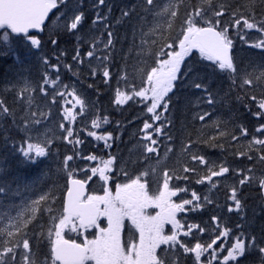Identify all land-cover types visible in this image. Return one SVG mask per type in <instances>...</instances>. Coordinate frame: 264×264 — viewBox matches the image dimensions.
I'll return each instance as SVG.
<instances>
[{
	"label": "trees",
	"instance_id": "trees-1",
	"mask_svg": "<svg viewBox=\"0 0 264 264\" xmlns=\"http://www.w3.org/2000/svg\"><path fill=\"white\" fill-rule=\"evenodd\" d=\"M155 3L157 4L155 10L145 14L142 0H105L102 6L98 5L97 0H77L74 6L69 7L68 16L60 13L58 19L61 24L40 37L41 45L38 49L23 38L16 39L18 50L25 53L20 56L21 64H14L13 61L0 58V100H3L5 106L13 109L18 116L30 111L29 96L26 101L18 93L23 79L27 84V90L33 93L32 104L36 103V105L32 108H37V104L42 103L48 110L47 130L53 147V152L49 154L53 160L55 155L58 156L54 163L41 160L34 164L23 162L13 147L14 144L20 143V138L25 134L23 127L18 122L14 124L10 120L0 118V186L4 187V193L0 195V234L8 231L4 225L8 219L15 217V225L20 224L22 227L24 222L28 221L24 230L35 234L34 240L30 239L33 251L30 257L32 264H45L50 253V242L47 238V230L52 227L50 217L59 216L63 212L68 178V173L59 171L58 167H63L64 153L69 154L67 150L72 149L74 152L73 144L63 139L61 130L59 131L61 137L54 136L59 128L61 96L57 95L56 102L52 103L51 96L54 92L50 85H44L49 98L45 100L41 97L42 81L46 76L55 80L57 75L44 63L45 58L48 64L60 66L58 85L61 89L68 90L72 84L71 92L77 88L79 92L82 91L87 95L93 114L92 121L100 122L101 126L95 128L101 135L106 136L107 133H112L113 139L109 141L111 148L104 149L103 142H90L85 145V151L89 155L116 157L115 169L123 170V166L127 164L131 177L141 176L147 171L148 176L145 179L150 189L162 185L165 171L174 178L175 186L203 189V185L195 181L207 174L209 166L192 161V155H204L214 167L229 166L230 173L219 179L218 183L220 184V181L222 183L218 188L234 182L238 189H244L250 199L243 204V212L228 216L226 207L219 213L208 205L206 210L202 211V213L206 212L204 214L205 218L207 217L206 220L201 213L194 215L191 223L213 229L216 224L212 217L215 216L218 219L221 217L225 226L232 230L229 235L231 242L241 230L246 236H256L258 242L260 237L264 236V208L253 205L256 203L254 189H259L258 184L240 188L238 180L244 173L231 172L232 168L240 170L249 167L253 168L257 177L263 175L260 172L261 169L264 172V165L256 164L255 160L248 161L244 156L238 155L241 152L254 157L264 155L257 152L256 149L259 146L250 147L253 136L260 138V134L256 133L255 129L264 122V118L258 120L248 111L249 108L252 112L257 110L255 103L250 101L249 95L256 94L259 99L261 93H264V87L252 88L250 91L248 87L240 86L241 76H247L264 84V55H262L264 49H255L253 54L250 44H244L232 29L233 17L229 15L231 12H235L237 16L251 14L259 21L264 18V2L262 0H255V3L253 0H211L214 9L223 6L225 15L221 18V22L229 23V35L233 38L239 75L233 81L231 74L218 70L213 62L205 60L197 50H194L185 59L181 78L176 82L174 92L169 94L171 103L168 105V112L163 113L168 123L161 133H153L152 138L157 140V144L150 145L144 139L145 134L142 131L145 121L153 123L150 119L151 114L146 111L148 104L134 97L125 104L117 105L115 103L117 92L124 91L132 95L130 85L139 90L146 79L147 72L155 66L154 60L158 57L160 48L163 46L167 50L166 43L172 42V39L180 33L181 17L185 7L189 11H194L196 7H208L206 0H185L184 4L179 5L177 17L173 19L168 16L167 11L177 5L178 0H155ZM129 8L134 9V13L127 17L122 16V12ZM79 12H83L84 22L77 30L70 32L67 25L71 16ZM97 12L107 17L104 23H93ZM108 31L113 34L114 47L104 48ZM249 34V32L246 34L245 39L251 41ZM52 38L57 39V47L50 44ZM93 45L96 46V57L100 59L86 57V52L92 49ZM77 49L80 51L83 63H77L72 59ZM173 49L178 50V46L174 44ZM106 55L109 56L107 64L111 75L107 84L100 75L101 60ZM255 57L261 64L258 72H254L252 68ZM65 65L71 67L66 68ZM91 68L97 69L95 77L92 75ZM189 68L192 71H188ZM185 72H187L186 76ZM195 83L205 85L215 98L214 104L206 103L207 93L195 88ZM203 113H209V115L201 121L198 117ZM105 119L107 123L104 122ZM80 124L79 121L78 126ZM160 124H165V120L159 121L158 125ZM241 128L248 130V137L241 135ZM82 130L85 132L84 129L79 130V137ZM147 146H152L157 151L147 153ZM69 152L73 154L72 151ZM185 167L190 169L195 167L196 171L185 173L183 171ZM246 174L252 175V173ZM176 176H188L189 179L177 180ZM42 192L50 194L49 202L47 205L41 202L33 212L32 202ZM49 206L51 211H48ZM238 224L242 226L241 229H237ZM12 230L15 231V227ZM184 239L190 245L191 239ZM225 246L226 248L216 256L212 264H224L223 257L231 244L226 242ZM261 246H264V243H261ZM215 250H219L218 247ZM169 259L177 264H207L205 261L196 263L194 253L180 255L178 249H172ZM228 264H264V258L261 257L258 249L253 250L251 247L249 252L247 247L243 257H238L235 261L229 260Z\"/></svg>",
	"mask_w": 264,
	"mask_h": 264
},
{
	"label": "snow or ice",
	"instance_id": "snow-or-ice-1",
	"mask_svg": "<svg viewBox=\"0 0 264 264\" xmlns=\"http://www.w3.org/2000/svg\"><path fill=\"white\" fill-rule=\"evenodd\" d=\"M66 0H59L60 4H64ZM98 5H104L105 0H97ZM185 0H178V4L172 6L167 14L171 18L177 17V9L180 4H184ZM264 2V0H262ZM207 8L196 7L194 11H189L187 7L181 17V31L172 39V42L166 43L165 47H161L158 57L154 60V65L146 74V79L143 81L139 90L135 86H131L132 95L124 91H118L115 99L117 105L127 103L133 100L134 97L140 98L141 102L151 101L150 105L146 106L147 113L152 114L150 119L155 121L165 120V124H160L154 127L153 123L145 121L142 131L144 139L150 145H156L157 140L152 138L153 133L159 134L168 123L163 113L168 112V105L171 103L170 93L174 92L176 82L181 78V67L184 61L189 57L193 50H197L201 57L207 61L213 62L218 70L226 71L231 74V79L235 81L239 75V70L234 64L232 50L234 47L233 38L229 35V23L222 24L221 18L225 15L223 6L218 9L212 7L211 0H206ZM255 3V0H253ZM58 0H0V56H6L10 53L14 58L18 59V54L12 51V45L17 38H23L35 48H39L41 40L31 34L32 30L43 31L45 21L49 17V13L53 9L58 8ZM142 7L145 14H150L155 10L157 4L155 0H142ZM134 9L129 8L122 12V16H129L134 13ZM233 17L231 27L240 37L244 44H249L245 39L249 31L255 30L260 34L257 41L252 42L249 46L254 49H264V18L259 21L254 16H237L235 12L229 13ZM83 12L75 14L67 25L70 32L77 30L84 22ZM107 20L106 16H101L97 12L93 23H104ZM203 25V26H201ZM107 27V24H105ZM171 27V24H169ZM108 39L104 43V48L114 47L112 44V32L108 31ZM50 43L58 46V41L55 38L50 39ZM177 45L179 50H174L173 45ZM7 49V50H3ZM87 58L96 57V46L86 52ZM264 55V53H262ZM100 59L99 57H96ZM73 61L83 63L79 49L72 57ZM109 56L106 55L101 60L100 75L104 83H108L111 79L110 70L108 68ZM44 63L53 71L56 72V79L46 78L42 81L41 97L45 100L49 98V94L44 89V85L55 86L59 81L60 66L48 64L45 58ZM70 68V65H65ZM188 71H192L191 68ZM93 77L97 74L96 68H91ZM187 75V72L184 73ZM240 86L252 88L264 87V84L254 81L247 76H241ZM67 87V85H62ZM194 87L201 89L207 93L206 103L214 104V96L207 90L204 84L195 83ZM63 97V92H54L51 96V102H56V96ZM168 98V99H166ZM17 99L19 97L17 96ZM250 101L256 105V111L249 112L258 120L264 118V93H261L258 99L256 94L249 95ZM78 103L83 104L82 100ZM162 111H157L161 109ZM28 108L24 115L18 114L11 108L5 106V102L0 100V118L10 120L14 124L19 123L24 130V135L20 138L19 144H14L13 147L25 163H37L39 158H45L49 155L52 147V139L42 134V129L48 125V112L32 108V97H28ZM209 113L199 115V120L203 121ZM64 120L71 123L74 119L72 112L67 111ZM107 123V120H104ZM93 126L99 128L100 122L94 121ZM62 130L63 139L69 144L79 145L83 141L79 138L69 140L73 137V130L65 128L64 124H59ZM152 131L149 132L148 130ZM256 133L260 134V138L253 136L251 138V146H259L257 152L264 153V122L255 129ZM241 135L248 137L249 133L246 128L240 129ZM88 136L95 137L98 141H104L106 148H111L109 141L113 139L112 133L107 135H97L95 131L87 133ZM236 139V137H233ZM170 150V149H169ZM157 149L152 146L146 147L147 153H154ZM239 156H244L248 161L257 162L259 165H264V155L252 156L247 153H238ZM86 159L88 161H97L96 155L79 156V150L74 148V154L66 155L62 164L68 170L69 187L66 193V199L63 206V212L59 216H52V227L47 230V238L50 242V253L45 260V264H172L169 259V254L172 249H178L179 253L187 254L194 253L195 260L200 261L202 255L208 250H212L211 259L208 264L216 259V250L213 248L217 241L221 238H227L231 229L225 227L211 242L206 246L200 242H196L194 246H189V243L181 239L192 236L195 238L194 230H198L199 234L205 231L199 224H189L186 231L184 225L177 219V214L181 212L191 211L194 200L199 201L201 197L196 191L191 192L193 199H183L182 202H173L172 197H176L180 192H187L186 187L173 186L170 188V180L173 179L167 171L163 172L162 190L150 195L148 190V182L145 179L148 172L145 171L141 176L132 179L131 182L117 184L116 191L113 193L110 187H105L103 195L89 194L86 191L88 180L92 177H97L107 184L111 180L113 165L116 163V157L112 156L106 160L101 159L99 166H93L89 169H80L86 174L90 171L87 179H77L73 177V172L69 162L74 159ZM192 161L199 165H208L207 174L197 178V184H204L207 180L212 182L213 177H223L230 173L229 166H213L210 161L205 159L204 155H192ZM185 173L189 171L195 172L196 168L191 169L185 167ZM232 173H244L240 175L238 185L240 188L244 186H252L258 184L261 196L264 198V175L257 177L253 172V168H245L237 170L231 169ZM246 173H252L251 176ZM177 180H188V176H176ZM143 181V182H142ZM215 186V185H213ZM4 193V187L0 186V195ZM50 194L42 192L32 204V211H36V207L41 202L47 205ZM228 199L232 202L228 205V212L242 213L243 192L238 191L237 186H233L228 195ZM205 202L211 204L212 201L205 197ZM234 205V206H233ZM189 206V207H186ZM200 208V204L195 205ZM156 208L159 211L155 215L146 213V209ZM48 211H51L50 206ZM101 218L106 219L107 226L102 227L99 221ZM129 221L130 227L138 231V242L129 240L127 247L121 241V234L125 227V221ZM213 221L218 218L213 216ZM28 221L24 222L23 227L20 224L15 225V231L9 229L3 234H0V264H32L30 257L33 254L30 239L35 238L34 233L25 231ZM166 224L172 225L171 234H164ZM219 227V224L216 225ZM241 229V225L236 226ZM96 229L97 234L94 238L89 239L85 233L90 229ZM77 233L83 236V243H77L73 239L65 237V233ZM264 236L260 237V242L254 235H245L241 230L239 235L234 237V243L230 250L223 257L224 264H228L229 260H237L238 257H243L246 252V247L255 246L261 257L264 258ZM166 246L162 248L161 246ZM158 250H160L158 254ZM223 251V245L220 248ZM19 256V259H18Z\"/></svg>",
	"mask_w": 264,
	"mask_h": 264
},
{
	"label": "rangeland",
	"instance_id": "rangeland-1",
	"mask_svg": "<svg viewBox=\"0 0 264 264\" xmlns=\"http://www.w3.org/2000/svg\"><path fill=\"white\" fill-rule=\"evenodd\" d=\"M76 2H77V0H66V2L64 4H60L59 3V0H58V5L59 6H58L57 10L59 9L60 10V13L63 14L64 16H68L67 15V11L69 10V7L74 6ZM58 16H59V13L56 14V16L54 18H52L49 21V23L47 24V26L45 28H47L48 31H49V29H55V28H57V26L59 24H61L60 23V20L58 19ZM72 17H73V15L71 16V18ZM249 33H250L249 34V38H251V41H249V44H251L252 42H255V41L258 40V38L260 36L259 33H257L255 30L249 31ZM14 44H17L18 45V42L15 40L14 41ZM14 44L12 45V51L14 53H16L18 51V49H17V47ZM249 44H247V45H249ZM3 50H7V49H3ZM9 55H11V53ZM11 59L13 61H16V58H14V55L11 56ZM259 61L260 60H258L256 57H255V61L254 60L252 61V68H253L254 72L260 71L261 64H259ZM263 64H264V61H263ZM182 70H183V66L181 67V71ZM50 86L52 87V90H54V92H63L64 93L63 97H61L62 107H61V110H60L61 116L59 118V124L63 123L64 126H65V128H69L70 127L73 130L74 135H73V137H70V138H72L70 140H75L76 138H79V139H81L83 141L82 144L73 145V147L75 149H78L79 150V156L80 157H85V156L89 155L88 152L85 151V145H87V143L94 142V141H97L99 143H102L103 142L102 143L103 144V148L104 149H108V148L105 147V142L104 141H98V140L95 139V137H91V136H88L87 135V133L90 132V131H95L97 133V135H101V133L93 126V121H92L93 114L91 112L92 109H91V106H90V102L87 99V95L84 92H82V91L79 92V90L77 88H75L74 89V92L75 93H78V95H72V96H70V93H71L70 90L73 87L72 84H71V87H69L68 91H66V92H64V90H58L59 89L58 82L56 83L55 86H52V85H50ZM23 89H25L24 94H26L28 96H31L33 94L31 90H27V85L26 84H23ZM78 100H82L83 101V104L78 103ZM147 102L150 105L151 101H147ZM37 108L39 110H43V111L48 112V110L45 108V106H43L42 103H38L37 104ZM161 110H162V107H161ZM67 111H71L72 112V115L74 117V119H73V121L71 123H69V121L63 119V117L65 116V114H66ZM157 111H160V109H158ZM48 117H49V115H48ZM79 121L81 122L80 126H78ZM158 123H159L158 121H155V122L153 121L154 127L157 126ZM81 129H84L85 132H83V130H82V134L79 137L78 133H79V130H81ZM60 130L61 129L58 128V131H56V135H54V136L61 137V135L59 133ZM149 130L152 131L151 129H149ZM42 134H45L48 138H51L50 133L47 130V127L44 128V129H42ZM90 138H92V140ZM52 149H53V147H51L50 150H52ZM69 151H72V153L74 154V152H73L72 149L71 150H67V152L69 154L64 153V157L66 155H72ZM91 155H94V154H91ZM47 158H48V156L45 157V159H47ZM57 158H58V156L55 155V158L53 160V157H51V155H50L47 160L52 161V163H54ZM40 159H44V158H39L38 160H40ZM101 159L106 160L108 158L105 157V156H97V161H88V160L82 159V158L81 159H74V161L69 162V164L71 166V170L73 172V175H79V174H83L84 173V175L81 176V178L84 177V179H87V176L90 175V171L86 174L84 171H81L80 169H89L90 170V168L93 167V166H97L98 167L99 166V161ZM255 163L258 164L257 162H255ZM62 168H63L64 171H67L68 172V170H66L64 168V166ZM261 173H263V171ZM117 174H118V172L116 173L114 171V169H113L112 173H110L111 180L107 184H105L104 181H101L98 178V176L97 177H92V179L88 180V182L90 183L91 188L92 189H95L96 192H98L100 195H103L104 194L105 187H110L111 190L113 191V193H115L116 185L119 184L117 182V180H116V177H114ZM221 178H223V177H213L211 183H209L206 180L205 183H204V185H206L208 187V189H204V190L203 189H201V190L193 189L192 190V191H196L197 192V195H199L201 197V199L199 201H195L194 200V204L192 206V207H194V205L200 204L201 207L200 208L194 207L193 210H196L197 213H199L201 211V209L203 208V206L206 209L207 204L205 202V197H207L209 200H211V199L214 200V194H213V192L217 190L216 189V187H218V185H217L218 183L217 182ZM128 182H131V181H128ZM213 185H215V186H213ZM227 189H231V186H228ZM160 190H162V188L161 189H158L157 191H160ZM192 191H188L187 194H183V195H181V192H180L176 197H172V200L174 198H176V199H180V202H182V198L183 199H193L191 197V192ZM180 202L177 201L176 203H180ZM230 203H232V202L230 201ZM218 204H219L218 201H212V203L209 204V205L212 206V207H216ZM158 211L159 210L156 209V208H148V209H146V213L149 214V215H155L156 212H158ZM185 213L187 214V212H185ZM15 221H16V219H15V217H13V219H8L7 221H5L4 225H5V227L8 230L9 229L12 230L14 228ZM220 222H222V220ZM126 223L128 224V236H127V240L128 241L129 240H132L133 242H138V236H139L138 231H136L134 228L130 227L129 221L128 222L125 221V224ZM100 224H101L102 227H106L107 226L106 219L101 218V223ZM166 225L169 226V234H171L172 225H170V224H166ZM166 225H165V228H167ZM223 229H224V227H222V230ZM204 232H203V234H200L201 237H202V239L201 240L200 239L195 240V242H193L192 246H194V244L196 242H200V243L204 244L203 241H205V239H206V236H204ZM92 233L95 236L97 234V230L96 229L95 230L94 229H90V230H88L85 233V235H87L88 238L92 239ZM164 233H165V231H164ZM216 236L212 237V239L216 238ZM65 237H71L73 239H77V240H80V241L83 240V236L82 235H79L77 233H67L66 232L65 233ZM190 237H192V236L186 237V239H189ZM227 238H221V239H219L217 241V244L214 245L213 248H216L217 246H220L221 247L222 245H223V248H226V246H225V239H227ZM227 250L229 251L230 248H228ZM217 251L218 250H216V256H218V253H219ZM180 255H181V253H180ZM211 255H212V250H208L207 252L204 253V255H202L200 261H204L203 259L205 257H206L207 261H209L211 259ZM200 261H196V263H201ZM222 262L224 263L223 260H222Z\"/></svg>",
	"mask_w": 264,
	"mask_h": 264
},
{
	"label": "water",
	"instance_id": "water-1",
	"mask_svg": "<svg viewBox=\"0 0 264 264\" xmlns=\"http://www.w3.org/2000/svg\"><path fill=\"white\" fill-rule=\"evenodd\" d=\"M53 11V10H52ZM51 14V12L49 13V15ZM68 185H69V182H68ZM70 186V185H69ZM68 186V187H69ZM86 191H87V186H86ZM67 193V192H66ZM65 199H66V195H65Z\"/></svg>",
	"mask_w": 264,
	"mask_h": 264
},
{
	"label": "bare ground",
	"instance_id": "bare-ground-1",
	"mask_svg": "<svg viewBox=\"0 0 264 264\" xmlns=\"http://www.w3.org/2000/svg\"><path fill=\"white\" fill-rule=\"evenodd\" d=\"M68 31V30H67ZM49 38V37H48ZM51 44V43H50ZM87 65V64H86ZM87 67H88V65H87ZM84 72V71H83Z\"/></svg>",
	"mask_w": 264,
	"mask_h": 264
}]
</instances>
